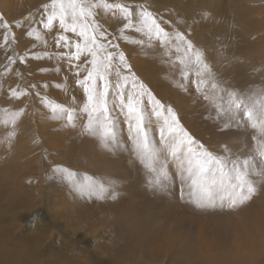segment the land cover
Segmentation results:
<instances>
[{"label":"rangeland","instance_id":"374dc122","mask_svg":"<svg viewBox=\"0 0 264 264\" xmlns=\"http://www.w3.org/2000/svg\"><path fill=\"white\" fill-rule=\"evenodd\" d=\"M48 2L49 0H0V14L12 25L20 21L26 25L28 19H24L25 15L37 13L43 4ZM123 2L146 5L149 10L165 20L177 22L175 26L180 31L189 32L190 39L205 51L208 61L212 63L213 70L223 81L224 87L244 97L257 96L264 91V0H123ZM98 19L110 32L119 34V21L104 14H101ZM180 21L183 23H179ZM12 31L16 36V41L9 45L12 54L26 55L31 52L64 51L55 46L56 32L48 33V43L43 45L28 38L22 28L13 27ZM126 35L129 40L138 38L131 31H128ZM118 42L120 50L124 51L131 65V70L151 89L157 99L175 109L183 127L196 140L214 152H220L225 144L236 153L246 154L254 148L252 137L259 136L258 131L248 126L247 122H242L237 127L235 122L229 126L226 122L216 120L215 113L206 101L199 98L198 94L184 92L175 86L173 73L162 62L159 51L142 48L124 40ZM5 65V52L0 49V109L24 108L25 114L18 124L16 129L18 136L11 149L0 144V264H8L5 252L10 254L9 248L15 235L19 236L16 239L26 237L25 232H38L43 235V240L36 241L38 249L30 252V257L31 259L35 257L36 264H53V262L63 264L66 259L72 264H150L149 258H145L148 251L160 254L167 251L171 253V256L166 258L164 254H159L160 258L158 257L151 264H158V261L160 264H198L196 260L200 250L195 247L197 244H193V249L186 242L189 240L191 243V239L197 237L201 243L213 241L217 244L218 238L215 240L213 238L215 235L212 237L210 233L209 237L204 235L203 229L213 232L215 229L229 228V232H233V229L229 227L230 223L236 225L238 221L239 226L243 218L244 227L249 226L247 231L249 232L251 228V222L254 225V231L240 235V230L237 231L234 228L235 233L238 234L233 238L235 244H246L245 247L248 249H250V244L254 250L258 247L264 249V238L262 237L264 235V186L261 187L257 197L251 201L253 206L245 207L244 210L240 208L233 211L224 210L229 214L227 218H217L218 216L215 215L219 210L215 212L195 209L187 202L188 189L181 185L178 177L170 190L171 193L168 194L170 197L172 195L171 201L165 203L166 201H163V198L166 199L165 194L153 192L144 182L147 181L148 174L141 175L140 164L127 148L115 152L106 151L98 139L84 131V125L87 123V116L82 112L85 96L82 88L76 84V78L66 62H58L56 59H28L25 64L13 65L11 71L7 73H5ZM57 68H59L58 72ZM40 69L47 71L41 72ZM44 83H47L48 87H43ZM33 84L37 86L41 96L78 110L75 127L67 126L66 120L53 119L50 110L40 102L41 97L31 94L19 100L10 97V87L26 88ZM114 115L123 121L122 114L114 112ZM121 128L123 129L121 137L126 139L127 131L123 123H121ZM152 128L155 132L156 125L154 124ZM10 130L11 126H4L0 123V139ZM39 149L48 154V157L42 154L46 169L45 179L36 175L39 169L37 168L38 160L35 157H38V153L41 152ZM30 153L35 154V157L31 159V168H33L31 174H29L27 163ZM57 165L76 172L93 174L97 179L115 178L123 185L120 190L124 195L118 202L94 199L80 201L72 188L66 185L62 173L54 171ZM132 166L135 167V169L133 167L135 171L131 168ZM171 170L176 171L174 166ZM136 171L137 174L140 172L142 176L140 180L145 183L143 190L135 189L136 183L140 182L139 179L137 182V177L134 178ZM99 172L104 175L101 177ZM126 182L129 185L125 184ZM53 184L61 185L62 190L59 193L61 196L53 191L51 186ZM181 187H184V200L180 198ZM66 191L71 192L72 209H68L70 207L66 202L69 197ZM39 194H41L40 197ZM133 197L141 199L138 200V205L143 206L142 210L147 208L145 203L148 197L155 198L153 199L156 200L153 201L156 202L154 211L161 208V213L158 214L160 219H152L151 213H145L146 211L143 213L137 210L138 208L135 210L123 208L121 212L120 209ZM54 199H58L59 203L56 204ZM33 200H35L34 203H32ZM72 210H75L80 217H75L76 214L73 215ZM253 210L258 213L256 218L250 216L252 213L256 215V211L252 212ZM57 211L62 217L59 223L64 222L65 228L59 226L58 221L52 216ZM120 212L126 215L132 213L136 217L132 223L128 222L130 228L140 224L141 218V221L157 226L158 231L161 230L159 236L156 235L154 241L137 247L125 245L127 242L122 239V235L115 234L113 227H108V222H106L108 219L121 221V217H117L120 216ZM148 212H153V210H148ZM165 212H171L169 214L172 220L169 225L166 224L169 221L167 214L164 215ZM145 215L151 218L152 220H149L152 222L147 219V216L144 217ZM154 220L159 222L158 225ZM38 222L46 229L38 228L36 226H40ZM124 225L126 227V223ZM167 229L168 234H171L169 238L165 234ZM221 237L222 234L219 237L221 243L225 242L224 237L222 240ZM218 245L220 246V242ZM225 245L218 248L219 251L214 249L212 254L217 253L219 256L226 251ZM212 246L216 248V245ZM22 247L25 248L26 245ZM235 249L236 247L233 251ZM171 250L174 251L175 256ZM259 264H264V262Z\"/></svg>","mask_w":264,"mask_h":264},{"label":"snow or ice","instance_id":"6c2138e0","mask_svg":"<svg viewBox=\"0 0 264 264\" xmlns=\"http://www.w3.org/2000/svg\"><path fill=\"white\" fill-rule=\"evenodd\" d=\"M101 14L120 22L118 35L100 23ZM176 23L165 20L146 5L123 0H49L30 16L26 25L23 21L12 25L0 14L5 73L28 59L66 62L85 96L84 131L98 139L106 151L127 148L148 174L146 183L150 190L168 194L178 177L188 189L187 202L195 209L238 210L264 186V91L244 97L224 87L205 51L190 39L189 32L180 31ZM13 27L24 29L28 38L43 45L48 43L47 34L56 32L55 46L64 51L12 54L9 45L16 41ZM128 31L138 38L129 40ZM120 40L159 51L162 62L173 73L175 86L198 94L215 113L216 120L229 126L235 122L237 127L247 122L258 131L259 136L252 137L254 148L246 154L236 153L225 144L220 152H214L196 140L183 127L175 109L157 99L131 70L124 51L120 50ZM42 86L46 88L48 84ZM30 94L41 97L40 102L50 110L53 119L66 120L67 126L75 127L77 109L41 96L34 84L9 88L12 99ZM114 112L122 114L123 121ZM24 114V108L0 109V123L11 126L0 144L11 149ZM121 123L126 126V139L121 137ZM173 166L175 172L171 170ZM54 171L62 173L66 184L81 199L118 202L124 195L120 190L123 185L115 178L97 179L93 174L59 165ZM180 198L185 199L184 187Z\"/></svg>","mask_w":264,"mask_h":264},{"label":"bare ground","instance_id":"6f19581e","mask_svg":"<svg viewBox=\"0 0 264 264\" xmlns=\"http://www.w3.org/2000/svg\"><path fill=\"white\" fill-rule=\"evenodd\" d=\"M149 1V0H148ZM152 1V0H151ZM147 2V1H146ZM153 3V2H152ZM13 6H14V4H13ZM14 8V7H13ZM30 9V8H29ZM19 12V11H18ZM30 13L29 14H26L25 15V17H24V19H29L30 18ZM231 80V79H230ZM41 152H39L38 153V157H35L34 155L35 154H32V153H30L29 155H28V158H27V163H28V165H29V174H31L32 173V169L33 168H31V166H32V163H31V159L32 158H36L37 160H38V163H37V161L35 160V163H37L38 165H37V168L39 169L38 171V173L36 174V175H38V177H40L41 179H45V177H46V169H45V167H44V162H43V160H42V154L43 155H46L47 157H48V154H46L45 152H43V150L42 149H39ZM50 152H53V151H51V150H49ZM66 161V160H65ZM135 164V163H134ZM66 166V165H65ZM133 167L134 166H132L131 168L133 169ZM130 168V169H131ZM139 168H141L142 170H141V175L142 174H147L146 172L144 173V169L142 168V166L140 167V165H139ZM99 169H100V167H99ZM129 169V170H130ZM131 169V171H133L134 169H135V167H134V169L132 170ZM103 170V169H102ZM174 170V169H173ZM130 171V172H131ZM135 171V170H134ZM139 171V170H138ZM102 172H104V171H102ZM101 177L104 175H101L102 173L101 172H99L98 173ZM144 175V176H145ZM131 176H132V174H131ZM143 176V175H142ZM142 176H140V172H139V174H137V171H136V175H134V178L135 177H137L136 178V180L137 179H139L140 180V178H142ZM148 176V175H147ZM105 177V176H104ZM103 177V178H104ZM117 177V176H116ZM133 177V176H132ZM100 178V177H99ZM118 178V177H117ZM131 178V177H130ZM144 178V177H143ZM119 179V178H118ZM121 179V178H120ZM146 179V178H145ZM134 179H132V181H133ZM120 181H122V179L120 180ZM131 181V182H132ZM60 182V181H59ZM130 182V183H131ZM134 182V181H133ZM137 182H138V180H137ZM145 183H146V181H144ZM143 181H141L140 180V182H138V183H136V185H135V189L136 188H138L139 190L141 189V190H143L142 189V187H144L145 185V183H144ZM125 184H128L129 185V183H125ZM67 185V184H66ZM134 185V184H133ZM52 186V188H53V191L54 192H56V193H58V195H60L59 193H60V191L62 190V187H61V185H58V184H53V185H51ZM131 186H132V184H131ZM147 186V185H146ZM126 187V186H125ZM132 189H133V187H132ZM181 190V189H180ZM141 192V191H140ZM144 192V191H143ZM149 192H150V190H149ZM152 192V191H151ZM66 193V195H67V197H69V200L66 202V203H68V205H69V207L70 208H68V209H72V206L70 205V198H71V192L70 191H66L65 192ZM142 193V192H141ZM169 193H171V192H169ZM168 193V194H169ZM144 194H147L148 195V193H144ZM154 194H156V193H154ZM168 194H165V196H166V199L165 198H163V201H166L165 203H167V201H171V197H172V195H171V197L168 195ZM151 195H153V193H151ZM156 195H158V194H156ZM41 196V194H39V197ZM61 196V195H60ZM132 196H135V195H133L132 194ZM38 197V198H39ZM63 197V196H62ZM130 197V196H129ZM151 197V196H150ZM155 197V196H154ZM257 197V196H256ZM157 198H159V197H157ZM187 198H188V196H187ZM42 199V198H41ZM66 199V198H65ZM140 198H135L134 199V197L131 199H129V201L126 203V205H124L121 209H120V211L122 212V210H123V208H128V209H137V210H139V211H143V213L145 212V213H151L153 216H152V219H156V220H158V219H160L159 218V216H158V214L160 215V209L161 208H157L156 209V211H154L155 209V204H156V202H153V201H156V200H153V199H155V198H147V200H146V203L145 204H147V208H144L145 210H142V208H143V206L141 207V209H140V207H139V205H138V200H139ZM143 199V198H142ZM145 199V198H144ZM55 201H56V204H58L59 202H58V199H54ZM60 200H61V198H60ZM82 200H84V199H81L80 198V201H82ZM141 200V199H140ZM151 200V201H150ZM174 200V199H173ZM85 201H88V200H85ZM145 201V200H144ZM35 202V200H33L32 201V203H34ZM140 202H142V201H140ZM144 203V202H143ZM55 204V205H56ZM187 204V203H186ZM167 205V204H166ZM174 205V204H173ZM254 205V204H253ZM253 205H251V202H249L248 204H246L245 206H242L240 209L241 210H244V208L246 207V208H248V207H251V206H253ZM60 206V205H59ZM116 206V205H115ZM149 206H151L152 208H150ZM191 206V205H190ZM58 207V206H57ZM65 207V206H64ZM63 207V208H64ZM166 207V206H165ZM192 207V206H191ZM58 208H60V207H58ZM262 208V207H261ZM264 208V207H263ZM55 209V208H54ZM125 209V210H126ZM148 210H153V212H148ZM55 211H56V209H55ZM61 211V210H60ZM164 211H165V209H164ZM256 210H253L252 212H255ZM259 211V210H258ZM54 212V211H53ZM72 212H73V215H74V213L76 214V215H74L75 217H77V218H79L80 216H79V214L75 211V210H72ZM120 212V216H117V217H121L120 218V220L121 221H110L108 218V220H106V218H104V220H106V222H108V227L110 226L113 230H115L114 231V233L115 234H121L122 235V239H124V240H126V242L127 243H125V245H129L130 247H137V246H139V245H142V244H145V243H148V242H151V241H154L155 239H154V236H156V235H158L159 236V234H160V232H161V230L160 231H158V228H156L154 225H150V223H148L147 221H141V218H140V224H137V226L136 227H129V223L128 222H133L135 219H136V217L135 216H133L132 215V213L130 214V215H126V213H121ZM126 212V211H125ZM130 212H131V210H130ZM194 212V211H193ZM216 212V211H215ZM169 213H171V212H169ZM168 212H165V214L164 215H166L167 217H168V221L169 222H166V224H170V221L172 220V216H171V214H169ZM137 214V213H136ZM163 215V216H164ZM228 215L229 214H227V212H224V211H218L217 213H216V215L215 216H218L217 218H222V217H228ZM241 215V214H240ZM242 215H243V213H242ZM249 215H250V213H249ZM257 215H258V213H257V211H256V215H254L253 213L250 215L251 217H257ZM263 215H264V213H263ZM262 215V216H263ZM53 218L55 219V220H57L58 221V223L62 220V217H61V213L60 212H58L57 211V213H54L53 215ZM137 216V215H136ZM147 215H145L144 217H146ZM139 217V216H138ZM166 217V218H167ZM246 217V216H245ZM89 217H87V219H88ZM118 218V219H119ZM189 218H191L190 216H189ZM75 219V218H74ZM147 219L149 220V219H151V218H148V216H147ZM151 219V220H152ZM246 219V218H245ZM247 219H249V218H247ZM151 220H149V221H151ZM251 220V219H250ZM252 220H255L254 218H252ZM258 220H260V219H258ZM84 221V220H83ZM155 221V220H154ZM160 221V220H159ZM167 221V220H166ZM152 222V221H151ZM156 222V221H155ZM255 222H258L257 220H255ZM64 223V222H63ZM63 223H59V226H64V228H65V225L63 224ZM126 223V227H125V224ZM158 223L159 222H156V224L158 225ZM172 223V222H171ZM38 224L40 225V226H38V225H36L38 228L39 227H41V229L42 230H44V229H46L44 226H42L41 225V223H39L38 222ZM173 224V223H172ZM218 224V223H217ZM244 218H243V220L239 223V226H238V221L236 222V225H234V224H232V223H230V225H229V227H231L232 229H233V232H229V228H226V229H215L213 232H207L205 229H203L205 232H204V235H206V236H208L209 237V233H210V235L212 234V237H213V235H215V237H213L214 239L215 238H218V243L217 244H215L213 241L212 242H206V243H201L200 241H199V239L196 237V238H192L191 239V243H190V241L188 240L186 243L189 245V247H192L193 248V244H197V246H195V247H197V248H199V250H200V254L197 256V262H198V264H259V263H261V262H264V249H262L261 247H258L256 250H254L253 249V247L251 246V244L249 245V247H250V249H248L247 247H245V245L246 244H241V245H237V244H235V242L233 241V238L236 236V235H238V234H236L235 233V230H234V228H236V230L238 231V230H240L239 232H240V235H242L243 233H252L254 230H253V228H254V225H253V223L251 222L250 223V229H249V232L247 231V228L249 227H247L246 225V227L247 228H245L244 227ZM256 224V223H255ZM258 224V223H257ZM130 226H131V224H130ZM258 227H260V226H258ZM76 228V227H75ZM183 229V228H182ZM200 229V228H199ZM261 229V228H260ZM39 230V229H38ZM23 231H25V229H23ZM75 232V231H74ZM168 229H167V231H165V234L168 236V238L170 237V235L171 234H168ZM222 234V237H221V240L223 239V237H224V240H225V242L223 241L222 243H221V241H220V239H219V237L221 236V234ZM258 232V231H257ZM260 232V231H259ZM258 232V233H259ZM262 232V231H261ZM25 233H27V236L26 237H22V238H19V239H16V238H18L19 236H17V234L15 235V237L13 238V243H12V245L10 246V250H11V253L10 254H8V253H6L5 252V258H6V261H7V263L8 264H36V260H35V257H33V259H31V255H30V252L32 251V250H34V249H38V247H37V244H36V241L37 240H39V239H41V240H43L42 239V237H43V235L42 234H39L38 232H25ZM41 233V232H40ZM68 233V232H67ZM164 233V232H163ZM208 234V235H207ZM263 234H264V232H263ZM216 235H219L218 237L216 236ZM260 235V234H259ZM166 236V237H167ZM182 236V235H181ZM252 236V235H251ZM255 236H256V234H255ZM85 237V236H84ZM151 237H153V238H151ZM192 237V236H191ZM211 237V236H210ZM260 237V236H259ZM262 237L264 238V235H262ZM182 238H183V236H182ZM185 238V237H184ZM186 238L187 239H189L188 238V236H186ZM255 238V237H254ZM258 238V237H257ZM165 239V238H164ZM171 239V238H170ZM175 239H177V238H175ZM253 239V238H252ZM216 240V239H215ZM161 241V240H160ZM159 241V242H160ZM173 241V240H172ZM157 242V241H156ZM175 242V241H174ZM173 242V243H174ZM219 242H220V246L218 245L219 244ZM207 243H209L208 244V246L206 247V244ZM229 243H230V245H229ZM133 244H135V245H133ZM156 244V243H155ZM226 244V245H225ZM23 245H26V247L25 248H23L22 246ZM127 245V246H128ZM161 245V244H160ZM212 245H216V248L215 247H213ZM223 245H225V250L226 251H224V252H222L221 254L218 252L219 251V249L218 248H220V247H222ZM162 246V245H161ZM173 246V245H172ZM234 247H236V249L233 251V249H234ZM156 249V248H155ZM176 249V248H175ZM194 249V248H193ZM214 249H218V253L220 254H218L219 256H217V253H216V255H213L212 254V252H214ZM222 249V248H221ZM82 250V249H81ZM154 250V249H153ZM178 250V249H177ZM192 250V249H191ZM148 251V250H147ZM167 251V250H166ZM172 251V250H171ZM176 251V250H175ZM180 251V250H179ZM232 251H233V253H232ZM161 252V251H160ZM164 252V251H163ZM181 252V251H180ZM82 254L84 253L83 251L81 252ZM172 253L174 254V256H175V253H174V251H172ZM198 253V252H197ZM144 254V253H143ZM160 253H157V252H149L148 251V253L146 254L147 256H145V258L147 257V259L149 260V262H150V264L153 262V261H156V259L160 256V255H165V258L166 257H170L171 256V253L170 252H165V253H162V254H160ZM192 254H193V251H192ZM145 255V254H144ZM191 255V254H190ZM177 256V255H176ZM192 257V256H191ZM160 258V257H159ZM151 259V260H150ZM173 259V258H172ZM39 260V259H38ZM140 260H142V259H140ZM140 260H138L139 262H140ZM175 260V259H174ZM50 262V261H49ZM136 262V261H135ZM148 262V261H147ZM160 261H158V264H160L159 263ZM132 263V262H131ZM137 263V262H136ZM146 263V262H145ZM155 263V262H154ZM157 263V262H156ZM38 264V263H37ZM40 264H42V263H40ZM46 264V263H45ZM49 264H51V263H49ZM53 264H54V262H53ZM63 264H72V262L70 261V260H68V259H66V261L63 263ZM84 264V263H83ZM133 264V263H132ZM148 264V263H147ZM171 264V263H170ZM197 264V263H196Z\"/></svg>","mask_w":264,"mask_h":264}]
</instances>
